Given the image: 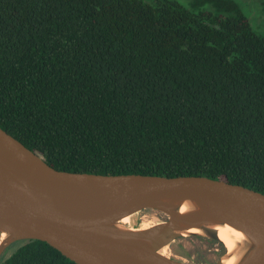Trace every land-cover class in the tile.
Returning <instances> with one entry per match:
<instances>
[{"label":"trees","instance_id":"trees-1","mask_svg":"<svg viewBox=\"0 0 264 264\" xmlns=\"http://www.w3.org/2000/svg\"><path fill=\"white\" fill-rule=\"evenodd\" d=\"M190 2L0 0V128L59 171L264 194V0ZM0 264L76 263L27 240Z\"/></svg>","mask_w":264,"mask_h":264},{"label":"water","instance_id":"water-1","mask_svg":"<svg viewBox=\"0 0 264 264\" xmlns=\"http://www.w3.org/2000/svg\"><path fill=\"white\" fill-rule=\"evenodd\" d=\"M187 202L192 208L183 212ZM142 211L165 220L123 224ZM221 225L247 238L237 264H264V194L201 176L59 171L0 128V260L14 243L39 240L76 264H187L161 252L185 236L225 248Z\"/></svg>","mask_w":264,"mask_h":264},{"label":"rangeland","instance_id":"rangeland-1","mask_svg":"<svg viewBox=\"0 0 264 264\" xmlns=\"http://www.w3.org/2000/svg\"><path fill=\"white\" fill-rule=\"evenodd\" d=\"M177 1L187 7L191 6L190 0ZM237 1L241 2V0ZM254 25L260 33L264 34L263 21L254 23ZM163 220L165 218L161 215H155L151 211H142L135 217L127 219L123 224L127 227L147 228ZM225 251L221 243L199 236L181 237L166 249L169 258L172 257L173 260L187 264H216Z\"/></svg>","mask_w":264,"mask_h":264},{"label":"bare ground","instance_id":"bare-ground-1","mask_svg":"<svg viewBox=\"0 0 264 264\" xmlns=\"http://www.w3.org/2000/svg\"><path fill=\"white\" fill-rule=\"evenodd\" d=\"M191 208L192 204L190 202H187L182 208V211L187 212ZM127 219L128 218L123 219L122 222H126ZM216 228L218 231V236L227 250V254L222 258L223 264H237L246 252V247L244 245L245 241L247 240L246 236L230 225H221L217 226ZM191 231L193 234H201L197 229H193ZM161 254L164 256H168V254L164 250L161 252Z\"/></svg>","mask_w":264,"mask_h":264},{"label":"flooded vegetation","instance_id":"flooded-vegetation-1","mask_svg":"<svg viewBox=\"0 0 264 264\" xmlns=\"http://www.w3.org/2000/svg\"><path fill=\"white\" fill-rule=\"evenodd\" d=\"M211 264V263H210ZM213 264H215V263H213Z\"/></svg>","mask_w":264,"mask_h":264}]
</instances>
